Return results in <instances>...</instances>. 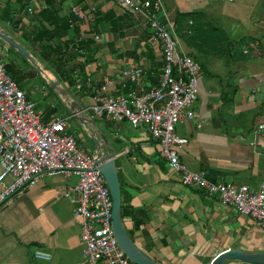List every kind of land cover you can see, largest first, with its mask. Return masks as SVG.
Here are the masks:
<instances>
[{
  "label": "crops",
  "instance_id": "crops-1",
  "mask_svg": "<svg viewBox=\"0 0 264 264\" xmlns=\"http://www.w3.org/2000/svg\"><path fill=\"white\" fill-rule=\"evenodd\" d=\"M29 1L20 8L18 0H0V27L33 57L37 55L40 59L34 58L40 66L60 81L83 110L91 102L90 88L99 86L106 77L115 79L124 64L141 69L143 89L156 84L161 52L149 42L150 30L142 14L123 10L115 0H35L34 11L27 14ZM195 1L184 0L189 5ZM211 1L221 3L205 10L180 6L179 0L163 3L165 18L173 24L178 12L201 13L200 23L225 31L234 52L231 59L211 55L216 59L210 65L211 72L205 78L198 76L196 106H192L197 118L174 127L175 133L187 139L179 157L190 169L203 170L208 180L257 188L264 178V138L253 137L252 131L257 122L264 121V7L256 6L262 4L258 0ZM70 6L78 7L86 17L77 19ZM57 19L68 23L69 33L49 40L43 34L42 40H35L37 31H54ZM187 24H191L190 19ZM233 28L246 33L230 38L226 30ZM93 34L98 40L92 39ZM177 39L183 52L194 54L180 35ZM42 44L47 46L41 52L37 46ZM75 45L81 53L73 51ZM7 47L0 40V60L10 64L13 74L23 73L9 57ZM56 56L61 63L58 71L59 64L55 66L53 61ZM54 108L56 104L48 103L42 109V119L55 113ZM63 116H68V127L72 117L68 113ZM92 119L98 132L117 144L118 149H114L107 142L116 151L121 222L128 238L148 258L157 264H210L218 252L231 248L264 252V232L258 224L221 203L217 195L182 185L146 129L126 121ZM76 124L77 137H81L85 131L79 122ZM91 149L93 152V144ZM74 181L73 176L41 175L0 204V264H85L79 227L66 192ZM35 246L48 251L50 260L33 258ZM222 264L247 263L228 259Z\"/></svg>",
  "mask_w": 264,
  "mask_h": 264
},
{
  "label": "built area",
  "instance_id": "built-area-1",
  "mask_svg": "<svg viewBox=\"0 0 264 264\" xmlns=\"http://www.w3.org/2000/svg\"><path fill=\"white\" fill-rule=\"evenodd\" d=\"M115 1L123 10L144 16V23L150 30L149 42L157 45L161 52L159 75L155 85L143 89L141 69L124 64L115 79L106 77L99 86L90 88L91 102L84 111L91 118L142 126L150 138L158 142L159 155L178 174L182 185L196 186L208 195H217L221 203L233 206L254 220L264 232V178L257 188L215 182L208 180L203 170H192L180 160L179 152L187 139L175 133L174 127L183 120L197 118L192 109L198 93L197 64L181 50L174 24L165 18L163 0ZM34 3L35 0H30L26 5L27 14L34 11ZM69 10L77 19L86 17L78 7L70 6ZM98 38L92 35V39ZM72 49L80 52L76 45ZM81 85L78 83L76 87ZM67 120L68 116L55 113L43 120L35 103L26 97L0 60V204L36 182L41 175L73 176L75 181L66 192L73 205L72 216L79 227L82 262L134 264L119 248L113 235L111 199L97 169L94 151L87 153L77 143L66 130ZM252 132L253 137L264 138V121L257 122ZM32 256L42 261H49L51 257L38 246L32 249Z\"/></svg>",
  "mask_w": 264,
  "mask_h": 264
},
{
  "label": "water",
  "instance_id": "water-1",
  "mask_svg": "<svg viewBox=\"0 0 264 264\" xmlns=\"http://www.w3.org/2000/svg\"><path fill=\"white\" fill-rule=\"evenodd\" d=\"M0 40L24 58L42 76L46 86L58 97L68 114L79 122L87 137L92 141L97 169L104 178L111 199V229L119 248L134 264H157L138 250L123 228L120 218V187L115 166L116 151L108 146L106 137L98 132L93 119L69 95L60 81L55 77H47L44 68L40 66L28 50L1 27ZM228 259H236L247 264H264V252L231 248L218 252L210 264H222Z\"/></svg>",
  "mask_w": 264,
  "mask_h": 264
},
{
  "label": "rangeland",
  "instance_id": "rangeland-1",
  "mask_svg": "<svg viewBox=\"0 0 264 264\" xmlns=\"http://www.w3.org/2000/svg\"><path fill=\"white\" fill-rule=\"evenodd\" d=\"M163 3H164V0H163ZM217 3H221V2H212L211 0H196L193 4L189 5L188 2H184V0H179L180 6L183 5V7H187L191 9H198V10H202V9L205 10L208 7L213 8L214 6H217ZM257 3H262V4L260 5L256 4V6H259L262 8L264 7V0H258ZM226 32L228 33L230 38L234 36V39H236L239 36L245 34L246 30L235 28L232 31L226 30ZM24 43H27V42L24 41ZM28 49H30L31 51V48L29 46H28ZM7 50H8V55L10 58L13 59L15 66L18 67L23 72V73H20L19 71H15L14 78L18 79V81H20V83L22 84L20 88L25 92L26 97L35 103L36 111L39 113H42V109L46 108L48 103H51L52 106L56 104V108H54L55 114L66 115L67 112L63 108L61 101H59L58 97L52 92V90H50L48 87L46 89L45 87L46 85L44 84V80H42V77L40 76V74L37 73L32 68V66L24 58L18 55L13 49L7 47ZM33 55L35 58L40 59L37 55L35 54ZM190 56L197 64V75L198 76L200 75L202 76V78H205L206 74L211 72L210 65L213 64L216 59L211 58V55L203 57L198 52H194V54H191ZM205 58H208L209 63L205 61ZM44 65L49 67L47 63ZM197 80H199L198 77H197ZM42 89L47 91V94L45 96H43L42 94ZM196 100L197 99H195V101L193 102V104L195 103V106H196ZM60 109H63L64 112L61 113ZM243 115H244V118L247 119V113L245 112L243 113ZM109 124L112 125V127L114 126L113 123H109ZM76 128H77L76 120L70 118L68 121V127L66 128V130L69 133H71L74 136V138H76L77 142L84 148V150L87 153H90L92 151L91 149L92 141L83 132L81 133V137L80 136L77 137L79 132L77 131L78 129ZM75 132H77V134ZM106 140L111 147L113 146L114 149H118L117 144L109 140V136H106Z\"/></svg>",
  "mask_w": 264,
  "mask_h": 264
},
{
  "label": "trees",
  "instance_id": "trees-1",
  "mask_svg": "<svg viewBox=\"0 0 264 264\" xmlns=\"http://www.w3.org/2000/svg\"><path fill=\"white\" fill-rule=\"evenodd\" d=\"M20 1L19 5L20 8L23 7L24 2L27 0H18ZM201 13H193V12H178L174 16V31L177 33V35H180V37L184 40L185 44L190 47L194 52H198L201 54H209L215 57H231L233 56L232 52V46L229 44V40L225 34V31L213 27V26H207L204 27L203 23L199 21ZM191 20V24H187V20ZM193 20L196 21L193 23ZM54 31L48 32L45 31V33H42V30L37 31L36 35L34 36L35 40H42V35L44 34L46 39L49 40V38H53L55 35L60 36L64 33H69L68 23L64 19H57L54 21ZM74 32L76 30H73ZM188 31V32H187ZM44 37V38H45ZM44 39V40H46ZM243 43L245 46L248 44V39L244 38ZM47 44H42L41 46L38 45V48H40L39 51L42 52V48L46 47ZM45 52V50H43ZM45 54V53H44ZM191 55L192 53H188V55ZM238 54V53H237ZM244 53H242L241 56H243ZM233 58V57H232ZM60 58L56 56V59L53 60L57 63L56 71L60 69L61 63ZM5 69L6 71L14 78V74L10 70V64L5 63ZM67 112V110H66ZM68 113V112H67ZM121 217V215H120Z\"/></svg>",
  "mask_w": 264,
  "mask_h": 264
},
{
  "label": "bare ground",
  "instance_id": "bare-ground-1",
  "mask_svg": "<svg viewBox=\"0 0 264 264\" xmlns=\"http://www.w3.org/2000/svg\"><path fill=\"white\" fill-rule=\"evenodd\" d=\"M44 72H45V75H46L47 77H49V78H53V76L49 75L46 71H44Z\"/></svg>",
  "mask_w": 264,
  "mask_h": 264
}]
</instances>
